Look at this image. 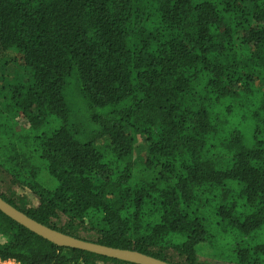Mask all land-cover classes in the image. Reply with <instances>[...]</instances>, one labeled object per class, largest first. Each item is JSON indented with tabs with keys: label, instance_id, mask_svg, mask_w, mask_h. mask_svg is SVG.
<instances>
[{
	"label": "trees",
	"instance_id": "16d2710c",
	"mask_svg": "<svg viewBox=\"0 0 264 264\" xmlns=\"http://www.w3.org/2000/svg\"><path fill=\"white\" fill-rule=\"evenodd\" d=\"M0 92L15 207L169 262L264 264V0H0ZM0 258L136 264L1 210Z\"/></svg>",
	"mask_w": 264,
	"mask_h": 264
},
{
	"label": "water",
	"instance_id": "95a60500",
	"mask_svg": "<svg viewBox=\"0 0 264 264\" xmlns=\"http://www.w3.org/2000/svg\"><path fill=\"white\" fill-rule=\"evenodd\" d=\"M0 210L15 222L59 246L80 249L136 264H182L169 262L134 249L112 247L72 236L37 221L24 211L5 200L1 195Z\"/></svg>",
	"mask_w": 264,
	"mask_h": 264
},
{
	"label": "built area",
	"instance_id": "2783aa9c",
	"mask_svg": "<svg viewBox=\"0 0 264 264\" xmlns=\"http://www.w3.org/2000/svg\"><path fill=\"white\" fill-rule=\"evenodd\" d=\"M0 264H23L15 258H0Z\"/></svg>",
	"mask_w": 264,
	"mask_h": 264
},
{
	"label": "rangeland",
	"instance_id": "374dc122",
	"mask_svg": "<svg viewBox=\"0 0 264 264\" xmlns=\"http://www.w3.org/2000/svg\"><path fill=\"white\" fill-rule=\"evenodd\" d=\"M20 74H25V72H24L23 70H21V71H20ZM1 95H2V93L0 92V97H1ZM76 102H77V103H82V104L86 105L85 100L82 99L80 96H78V93H77ZM138 140H139V141H138L139 143L142 142L141 138H138Z\"/></svg>",
	"mask_w": 264,
	"mask_h": 264
}]
</instances>
